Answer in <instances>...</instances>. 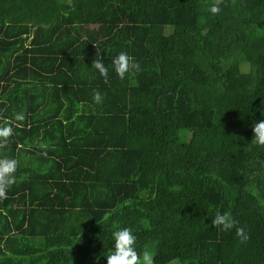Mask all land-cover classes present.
Wrapping results in <instances>:
<instances>
[{"label":"trees","instance_id":"16d2710c","mask_svg":"<svg viewBox=\"0 0 264 264\" xmlns=\"http://www.w3.org/2000/svg\"><path fill=\"white\" fill-rule=\"evenodd\" d=\"M261 101L264 0H0V264H106L117 227L154 264H264Z\"/></svg>","mask_w":264,"mask_h":264},{"label":"clouds","instance_id":"9594fccd","mask_svg":"<svg viewBox=\"0 0 264 264\" xmlns=\"http://www.w3.org/2000/svg\"><path fill=\"white\" fill-rule=\"evenodd\" d=\"M208 11L215 15L220 9L216 4H212ZM91 68H93L100 77L107 79L109 69L99 59H95ZM112 71L116 76L123 80L126 74L130 75V69L139 71V65L129 63V58L126 53L120 52L112 58L111 61ZM92 99L96 103L101 102V94L98 91H93ZM261 115L264 116V101H261ZM13 119L15 121H22L24 116L22 113H14ZM253 142L258 146H264V119L256 120L252 125ZM12 134V128L7 124L0 125V146L8 142V138ZM17 160L14 158L3 157L0 158V198L6 196L7 190L15 182V172L17 169ZM235 221L231 214L227 211L221 213L216 212L214 217L211 218L210 224L221 230H230L233 228ZM237 235L243 236V230L237 229ZM111 251L105 255L106 264H154L153 252L149 249L138 251L137 237L133 229L129 227H117L111 231ZM246 239V236H243Z\"/></svg>","mask_w":264,"mask_h":264},{"label":"rangeland","instance_id":"374dc122","mask_svg":"<svg viewBox=\"0 0 264 264\" xmlns=\"http://www.w3.org/2000/svg\"><path fill=\"white\" fill-rule=\"evenodd\" d=\"M217 2H218V1H217ZM169 264H178V262L173 261V262H170Z\"/></svg>","mask_w":264,"mask_h":264}]
</instances>
